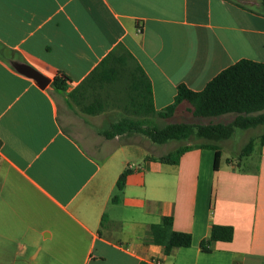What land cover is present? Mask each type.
Instances as JSON below:
<instances>
[{
    "label": "crops",
    "instance_id": "0c3cea01",
    "mask_svg": "<svg viewBox=\"0 0 264 264\" xmlns=\"http://www.w3.org/2000/svg\"><path fill=\"white\" fill-rule=\"evenodd\" d=\"M110 52L117 77L99 82ZM242 58L264 62V0H0V252L25 248L8 215H48L60 229L32 236L31 258L42 263L264 264V143L224 162L219 147L217 167L214 150L198 146L164 163L147 156L173 149L138 133L105 138L88 124L138 117L137 66L161 110L178 84L200 90ZM13 61L50 81L40 87ZM59 73L70 79L64 91L51 85ZM90 103L96 113L78 110ZM110 107L116 120L104 115ZM163 217L191 234L189 246L165 252L154 242ZM214 224L233 237L202 250Z\"/></svg>",
    "mask_w": 264,
    "mask_h": 264
},
{
    "label": "trees",
    "instance_id": "16d2710c",
    "mask_svg": "<svg viewBox=\"0 0 264 264\" xmlns=\"http://www.w3.org/2000/svg\"><path fill=\"white\" fill-rule=\"evenodd\" d=\"M112 57L108 53L99 63V82H111L116 79V68L107 66ZM123 61V58L121 59ZM118 60V61H121ZM144 80L135 77L139 96L142 101L136 105L135 112L138 117L122 118L111 122L100 133L105 138L115 135L138 133L147 137L152 143L163 144L168 140H182L191 136L207 141L197 144L179 145L170 152L158 157L147 156L164 163H177L180 156L194 146L206 147L214 150V166L217 167L220 150L217 142L232 136L236 128L247 129L264 126V62L242 58L221 70L212 77L200 90H192L184 84H178L174 100L161 110H156L152 103L150 83L142 69L137 66ZM69 77L59 73L53 77L51 85L64 91L69 83ZM74 98V93H70ZM185 103L190 113L197 118H205V123H190L185 121H169L164 125L148 123L151 118H170L178 107ZM82 110L89 114L98 111L94 103L81 105ZM101 107H99V111ZM144 112V113H143ZM231 114L228 121L214 120L215 117ZM264 143V132L257 140ZM255 139H249L242 147L241 156L250 154ZM130 169L123 170L116 181V192L111 201H116L125 186V179ZM171 218L163 217L158 224L151 226L153 240L164 247L165 252L172 246H189L192 242L191 234L176 231L171 227ZM233 237V227L230 225L214 224L209 235L200 242L202 250L207 251L211 241H230Z\"/></svg>",
    "mask_w": 264,
    "mask_h": 264
},
{
    "label": "rangeland",
    "instance_id": "374dc122",
    "mask_svg": "<svg viewBox=\"0 0 264 264\" xmlns=\"http://www.w3.org/2000/svg\"><path fill=\"white\" fill-rule=\"evenodd\" d=\"M186 104H183L182 106H179L176 112L173 116L170 118H159V117H153L148 123H155L159 126L164 125L165 123L169 121H185L190 123H205L207 122V119L203 118H197L194 117L190 111L186 108ZM80 112H84L82 110V106L79 105ZM116 110L115 108H108L107 112L104 114L108 120H116L115 117ZM103 115V116H104ZM84 119L85 116H82ZM233 115L228 114L224 116L215 117L214 120H220V121H228L231 119ZM101 118L98 117H89L88 118V124L92 123L95 125L96 130H102L108 127L110 124L107 121H100ZM264 132V126H256L253 128L248 129H240L236 128L232 134V136L228 139H224L222 141L217 142L218 146L222 148V161L225 157H234L235 160H238L239 154L241 152L242 147L245 145V143L253 138L255 141L258 140V137L261 133ZM137 139H142L146 143H150L151 141L143 136L142 134H137ZM149 141V142H148ZM207 141L202 138H197L195 136H191L187 139L182 140H168L164 144H156L153 143L156 147L159 148H169V149H175L179 145H185V144H197L200 142ZM152 144V142H151ZM228 149V150H227ZM224 162V161H223ZM9 219L5 222V227L15 234H18V241L25 244L24 250H19L15 252H0V264H50L51 262H45L42 263L41 261H35L31 258V254L33 251V241L32 236H35L38 234L39 230L42 229L44 226H48L51 229H53L55 232L58 233L60 229V224L58 220L53 221L52 219H49L48 215H8ZM59 245V244H57ZM51 246H54V244H51ZM44 253V252H43ZM42 253V254H43ZM50 257H58L59 252L55 251H48L47 253ZM51 260V259H50Z\"/></svg>",
    "mask_w": 264,
    "mask_h": 264
},
{
    "label": "water",
    "instance_id": "95a60500",
    "mask_svg": "<svg viewBox=\"0 0 264 264\" xmlns=\"http://www.w3.org/2000/svg\"><path fill=\"white\" fill-rule=\"evenodd\" d=\"M14 67L23 74L31 77L33 81L40 87L45 86L49 81V77L43 75L38 70L22 61H13Z\"/></svg>",
    "mask_w": 264,
    "mask_h": 264
},
{
    "label": "built area",
    "instance_id": "2783aa9c",
    "mask_svg": "<svg viewBox=\"0 0 264 264\" xmlns=\"http://www.w3.org/2000/svg\"><path fill=\"white\" fill-rule=\"evenodd\" d=\"M157 262V261H156ZM158 263V262H157Z\"/></svg>",
    "mask_w": 264,
    "mask_h": 264
}]
</instances>
